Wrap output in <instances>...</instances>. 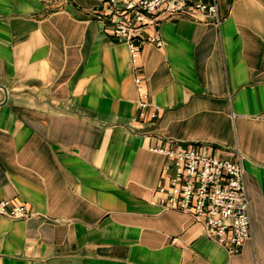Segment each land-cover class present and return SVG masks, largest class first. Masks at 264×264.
<instances>
[{"label":"crops","instance_id":"obj_1","mask_svg":"<svg viewBox=\"0 0 264 264\" xmlns=\"http://www.w3.org/2000/svg\"><path fill=\"white\" fill-rule=\"evenodd\" d=\"M216 1L218 26L159 16L135 71L96 0H0V201L30 211L0 216V264H264V0ZM155 148L240 159L238 254L157 204Z\"/></svg>","mask_w":264,"mask_h":264},{"label":"built area","instance_id":"obj_2","mask_svg":"<svg viewBox=\"0 0 264 264\" xmlns=\"http://www.w3.org/2000/svg\"><path fill=\"white\" fill-rule=\"evenodd\" d=\"M94 13L113 37L122 40L137 71V58L144 43L157 48L162 41L155 28L159 16H189L195 20L211 19L218 26L221 18L216 0H96ZM138 117L157 116L159 109L148 102V94L139 76L134 78ZM259 119L264 120V113ZM153 152L168 158L163 169V184L154 192L163 210H174L190 216L203 228L205 236L221 246L227 255L240 252L250 238L248 201L240 159L236 162L218 159L194 148L179 150L155 148ZM173 172V174H172ZM0 216L12 220L26 219L29 209L0 201Z\"/></svg>","mask_w":264,"mask_h":264}]
</instances>
